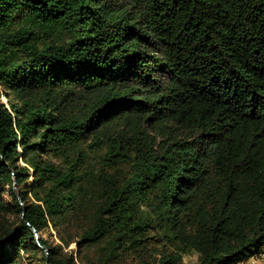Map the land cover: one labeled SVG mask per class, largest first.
Listing matches in <instances>:
<instances>
[{
	"label": "trees",
	"instance_id": "16d2710c",
	"mask_svg": "<svg viewBox=\"0 0 264 264\" xmlns=\"http://www.w3.org/2000/svg\"><path fill=\"white\" fill-rule=\"evenodd\" d=\"M31 227L50 264L263 252L264 0H0V264Z\"/></svg>",
	"mask_w": 264,
	"mask_h": 264
},
{
	"label": "rangeland",
	"instance_id": "374dc122",
	"mask_svg": "<svg viewBox=\"0 0 264 264\" xmlns=\"http://www.w3.org/2000/svg\"><path fill=\"white\" fill-rule=\"evenodd\" d=\"M29 183L31 184V178H30L29 182H27V184H29ZM42 239H48L49 243H55V244L61 245V243L58 241L56 233L54 232V230L51 227L48 229V231H45L43 233ZM64 252L65 253L67 252L69 255L72 254L73 257L76 258L77 254H78V248H77L76 244L73 243ZM23 256H25V255H23ZM27 256H29V254L26 255V257ZM26 257H23L24 259H22L24 264H41V263H39L40 255H36L35 256V255L32 254L31 256H29L27 258ZM196 260H197V256H192V257L187 256V257H185V262L189 263V264H195ZM245 264H251V263L250 262H246Z\"/></svg>",
	"mask_w": 264,
	"mask_h": 264
},
{
	"label": "water",
	"instance_id": "95a60500",
	"mask_svg": "<svg viewBox=\"0 0 264 264\" xmlns=\"http://www.w3.org/2000/svg\"><path fill=\"white\" fill-rule=\"evenodd\" d=\"M3 102L5 103V101H3ZM13 191H14L16 197L19 199V197H18V192H17V185H16V182H15V181H14V183H13ZM21 205H22V203H21ZM23 210H24V208H23ZM26 225L29 226L28 223H26ZM31 231H32V233H33V235H34V238H35V241H36V243H37V246H38L40 249H42L43 252L45 253V257H46L45 264H50V263H49V260H48V251H47L46 248H44L43 246L40 245V243H39V237H38L37 231H36L34 228H32V227H31Z\"/></svg>",
	"mask_w": 264,
	"mask_h": 264
},
{
	"label": "built area",
	"instance_id": "2783aa9c",
	"mask_svg": "<svg viewBox=\"0 0 264 264\" xmlns=\"http://www.w3.org/2000/svg\"><path fill=\"white\" fill-rule=\"evenodd\" d=\"M246 262H250L251 264H264V251L259 254H255ZM246 262L242 264H245Z\"/></svg>",
	"mask_w": 264,
	"mask_h": 264
}]
</instances>
